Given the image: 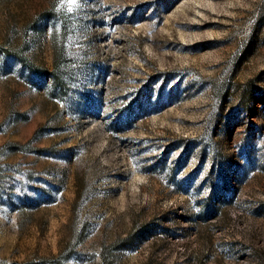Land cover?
<instances>
[{
  "label": "rangeland",
  "instance_id": "374dc122",
  "mask_svg": "<svg viewBox=\"0 0 264 264\" xmlns=\"http://www.w3.org/2000/svg\"><path fill=\"white\" fill-rule=\"evenodd\" d=\"M0 264H264V0H0Z\"/></svg>",
  "mask_w": 264,
  "mask_h": 264
}]
</instances>
